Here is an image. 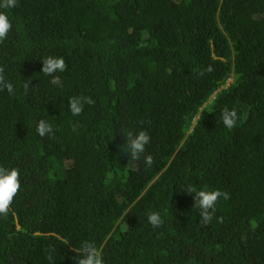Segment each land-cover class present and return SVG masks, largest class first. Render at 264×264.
Instances as JSON below:
<instances>
[{
  "label": "trees",
  "instance_id": "obj_1",
  "mask_svg": "<svg viewBox=\"0 0 264 264\" xmlns=\"http://www.w3.org/2000/svg\"><path fill=\"white\" fill-rule=\"evenodd\" d=\"M0 11L12 23L0 67L14 86L0 91V167L21 183L0 216V264H76L84 241L104 264H264V0H18ZM48 56L68 66L61 87L41 73ZM74 96L95 103L72 116ZM225 107L247 118L229 130ZM41 119L54 135L36 133ZM140 130L151 167L128 155L127 132ZM189 185L231 197L206 226Z\"/></svg>",
  "mask_w": 264,
  "mask_h": 264
},
{
  "label": "clouds",
  "instance_id": "obj_2",
  "mask_svg": "<svg viewBox=\"0 0 264 264\" xmlns=\"http://www.w3.org/2000/svg\"><path fill=\"white\" fill-rule=\"evenodd\" d=\"M17 3L18 0H0V9L15 8L17 7ZM11 29L12 23L9 19V16L6 12L0 11V42H3L7 39ZM41 62V73L45 76L51 77L50 83L52 85L61 87V77L57 75V73H64L68 70V66L64 58L48 56L41 60ZM212 71L213 68L211 66H207L204 69H193V72L198 76H203L205 73H211ZM3 73L4 68L0 67V91L6 90L10 95L14 94L13 84L6 80ZM30 83L31 81L24 83L23 88L25 92L28 90ZM94 103L95 101L91 96H74L68 99V110L72 116H79L83 112L85 105L92 106ZM246 118L247 113L243 111L238 112L236 108L229 110V108L225 107L221 111V121L223 125L229 130L235 128L238 122L243 123ZM76 127L77 125L73 124L72 130L75 131ZM54 131L55 129L53 128V125L47 120L41 119L37 122L36 133L40 137L43 138L46 136H52L54 135ZM150 139L151 137L147 130L127 132L126 148L131 160L138 161L143 156L145 165L148 167L152 166L154 162L153 157L150 154L144 155L146 145L150 143ZM20 187L21 183L19 169L0 167V216L7 217L9 215L11 205L14 198L18 194ZM186 191L188 193L194 194L193 206L199 210L201 222L205 226L212 221L215 215L217 202L221 198H223L225 201L231 198L228 192L221 191L219 189L197 190L195 187L189 185ZM217 220L218 222H222L223 217H217ZM147 221L153 228H159L163 224L161 214L155 211L147 214ZM46 251L49 252L47 259L51 262L53 259L51 252H54L55 249H48ZM79 252L80 258L75 261L76 264H104L102 253L93 242H82Z\"/></svg>",
  "mask_w": 264,
  "mask_h": 264
},
{
  "label": "rangeland",
  "instance_id": "obj_3",
  "mask_svg": "<svg viewBox=\"0 0 264 264\" xmlns=\"http://www.w3.org/2000/svg\"><path fill=\"white\" fill-rule=\"evenodd\" d=\"M231 81H232V79L230 78V79L227 81V83H226L225 86L229 85V83H231Z\"/></svg>",
  "mask_w": 264,
  "mask_h": 264
}]
</instances>
